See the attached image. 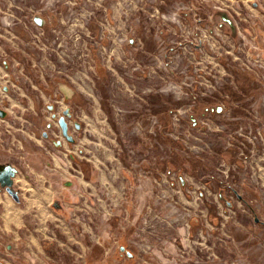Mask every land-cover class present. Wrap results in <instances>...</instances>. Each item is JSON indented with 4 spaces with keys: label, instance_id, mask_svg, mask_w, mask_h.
I'll use <instances>...</instances> for the list:
<instances>
[{
    "label": "rangeland",
    "instance_id": "obj_1",
    "mask_svg": "<svg viewBox=\"0 0 264 264\" xmlns=\"http://www.w3.org/2000/svg\"><path fill=\"white\" fill-rule=\"evenodd\" d=\"M0 106V264H264V0H0Z\"/></svg>",
    "mask_w": 264,
    "mask_h": 264
},
{
    "label": "water",
    "instance_id": "obj_2",
    "mask_svg": "<svg viewBox=\"0 0 264 264\" xmlns=\"http://www.w3.org/2000/svg\"><path fill=\"white\" fill-rule=\"evenodd\" d=\"M36 21L41 24L42 23V19L41 18H36ZM6 115V111L4 109H2V107L0 106V117H4ZM70 112L68 109L64 110V115L60 116L58 118V123L59 126L61 128V132L63 134V136L68 140V141H74V138L69 134L68 132V123L66 121V116L69 117ZM15 170L12 168L6 169L5 172L0 173V184L6 187V190L12 194V196L14 197L15 200L18 199V196L12 192L11 186L13 184V180L12 177L14 175Z\"/></svg>",
    "mask_w": 264,
    "mask_h": 264
},
{
    "label": "flooded vegetation",
    "instance_id": "obj_3",
    "mask_svg": "<svg viewBox=\"0 0 264 264\" xmlns=\"http://www.w3.org/2000/svg\"><path fill=\"white\" fill-rule=\"evenodd\" d=\"M36 18H40V17H36ZM36 18H35V21H36ZM37 22V21H36ZM38 23V22H37ZM39 24V23H38ZM42 71V74H43V70ZM17 81V84H13L12 83V86H16V89L15 88H10V87H7L5 86L4 88V91L8 94H10V96L13 98V99H16L17 101H20V102H25V99L24 98H21L22 97V93L19 91L20 89V86H19V78H14ZM16 90V91H15ZM21 96V97H19ZM27 96V95H26ZM28 97V96H27ZM8 100V99H7ZM28 103V102H27ZM78 128V127H77ZM68 130H69V125H68ZM69 132V131H68Z\"/></svg>",
    "mask_w": 264,
    "mask_h": 264
},
{
    "label": "crops",
    "instance_id": "obj_4",
    "mask_svg": "<svg viewBox=\"0 0 264 264\" xmlns=\"http://www.w3.org/2000/svg\"><path fill=\"white\" fill-rule=\"evenodd\" d=\"M256 6V5H255ZM118 53V52H117ZM118 55H121V53H119ZM76 127H78V125H76ZM237 163H239V165H240V167H238L239 169H245L246 168V164H243V163H241V162H237ZM30 234H32V233H30ZM33 237V235L31 236V238Z\"/></svg>",
    "mask_w": 264,
    "mask_h": 264
},
{
    "label": "built area",
    "instance_id": "obj_5",
    "mask_svg": "<svg viewBox=\"0 0 264 264\" xmlns=\"http://www.w3.org/2000/svg\"><path fill=\"white\" fill-rule=\"evenodd\" d=\"M42 66H44V65L42 64Z\"/></svg>",
    "mask_w": 264,
    "mask_h": 264
}]
</instances>
